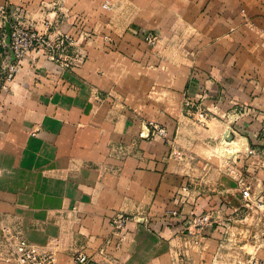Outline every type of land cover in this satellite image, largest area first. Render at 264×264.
<instances>
[{"label": "crops", "instance_id": "1", "mask_svg": "<svg viewBox=\"0 0 264 264\" xmlns=\"http://www.w3.org/2000/svg\"><path fill=\"white\" fill-rule=\"evenodd\" d=\"M104 1L0 0L52 38L80 13L93 34L76 66L30 53L0 74V264H17L14 235L55 264L78 251L91 264H203L231 223L258 225L237 176L264 188L250 153L263 146L264 0H140L124 19L97 12ZM202 214L212 223L189 235Z\"/></svg>", "mask_w": 264, "mask_h": 264}, {"label": "built area", "instance_id": "2", "mask_svg": "<svg viewBox=\"0 0 264 264\" xmlns=\"http://www.w3.org/2000/svg\"><path fill=\"white\" fill-rule=\"evenodd\" d=\"M108 8V2L103 4ZM20 13V12H19ZM9 24L10 33L7 42L5 25ZM144 38L150 44H154L157 35L151 31L144 32ZM77 36L72 33L60 32L55 37L49 34H42L29 26L23 25L19 14L13 13L6 5L0 4V74L5 78H12L18 71L22 60L30 53H41L49 60L55 61L63 67L76 66L80 58H73L74 45L77 43ZM191 105L190 102H187ZM196 114L200 119L208 116L207 110L197 105ZM261 120V140L263 146L260 152L250 150V153L262 159L264 169V113L257 114ZM150 133L155 137L167 138L165 126L152 124ZM238 186L243 198V207L251 212L258 225L261 227V234L264 239V188L257 189L247 173L237 176ZM129 218L124 214H118L114 218L117 227L125 225ZM212 223V218L208 214L194 215L191 224L187 229L189 234L199 233L203 228ZM8 254L17 264H55L54 256L51 252L40 251L34 244L27 241L22 236L14 235L13 239L6 244ZM91 258L83 251H78L73 258L72 264H91ZM246 264H264V256L252 257Z\"/></svg>", "mask_w": 264, "mask_h": 264}, {"label": "rangeland", "instance_id": "3", "mask_svg": "<svg viewBox=\"0 0 264 264\" xmlns=\"http://www.w3.org/2000/svg\"><path fill=\"white\" fill-rule=\"evenodd\" d=\"M98 1V0H97ZM111 1L113 3H111ZM126 0H110L104 1L108 2V8L100 6V9H97L102 16H107L106 13L109 11H117L119 13V17L125 16V12L136 13L139 10V2L140 0H127V3L131 6L130 10H126L124 4ZM103 3V4H104ZM19 13V12H18ZM104 14V15H103ZM120 18L121 21H124ZM89 18L85 14H74L70 19V26L72 27V31L67 33H72L74 36H77V43L74 45L72 53L69 54L71 57L80 58V45L83 42L92 38V31L90 27ZM146 31V30H144ZM144 31L141 33V29L137 30V33H141L140 35H144ZM144 38V36H143ZM145 41H147L144 38ZM158 41V36L157 40ZM156 42L153 44L155 45ZM42 54V52H41ZM238 220L231 223L230 227H226V232L223 235V242H220V250L216 254H213L214 257L208 259H202L203 264H246L249 262L252 257H262L264 256V239L261 234L262 230L260 225H254L250 221H241L237 222ZM189 234V233H188ZM190 235V234H189ZM193 245L196 243L191 242ZM203 244L199 245V249L202 248ZM208 250V247H204L203 250ZM191 261L187 258H184L182 255L180 258V263L185 264Z\"/></svg>", "mask_w": 264, "mask_h": 264}, {"label": "water", "instance_id": "4", "mask_svg": "<svg viewBox=\"0 0 264 264\" xmlns=\"http://www.w3.org/2000/svg\"><path fill=\"white\" fill-rule=\"evenodd\" d=\"M5 29H6V33H7V42L9 41V33H10V26H9V24L7 23L6 25H5Z\"/></svg>", "mask_w": 264, "mask_h": 264}]
</instances>
